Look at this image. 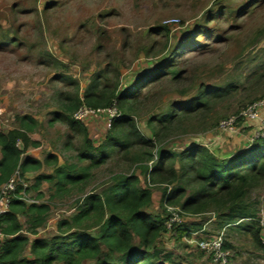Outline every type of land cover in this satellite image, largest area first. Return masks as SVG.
Masks as SVG:
<instances>
[{
  "label": "rangeland",
  "instance_id": "rangeland-1",
  "mask_svg": "<svg viewBox=\"0 0 264 264\" xmlns=\"http://www.w3.org/2000/svg\"><path fill=\"white\" fill-rule=\"evenodd\" d=\"M167 59L180 77L174 80L170 75L139 98L132 118L141 134L151 139L146 121L163 114L170 104L189 99L200 86L232 84L236 90L228 98L212 104L188 128H179L183 133H170L159 147L178 154L195 143L217 158L247 147L256 132L254 123L239 119L226 132L219 124L264 99V0H0V132L16 130V117L30 116L39 123L30 133L38 143L29 149L30 155L43 162L54 157L56 166L44 164L47 169L76 165L82 137L68 125L77 110L70 113L69 108L77 101L86 106V94H95L94 102L101 103L100 92L128 88L137 73L152 67L153 71ZM252 74L260 76L246 82ZM107 116L99 112L81 123L95 148L105 143ZM134 153L116 151L93 170L86 190L99 191L118 174L136 176L140 186L152 192L148 212L166 217L161 209L166 185L149 187L130 161ZM33 179L24 180L26 189ZM40 191L42 197L37 198L30 190L25 203L50 206L38 235L50 239L57 234V223L74 214L81 193L75 188L51 198L50 184ZM247 199L264 219V185L249 192ZM179 219L174 230L167 228L169 232L155 241V248L171 256L172 262L163 264H215L192 240L220 234L231 252L229 264H264L251 237L219 229L214 214ZM177 230L187 233L178 238ZM28 255L25 250L23 256Z\"/></svg>",
  "mask_w": 264,
  "mask_h": 264
},
{
  "label": "trees",
  "instance_id": "trees-1",
  "mask_svg": "<svg viewBox=\"0 0 264 264\" xmlns=\"http://www.w3.org/2000/svg\"><path fill=\"white\" fill-rule=\"evenodd\" d=\"M171 63L167 59L153 71L152 67L137 73L128 88L108 94L100 92L101 103L94 102L93 99L97 98L95 94L84 95L85 104L90 108L108 109L114 101L119 116L111 120L105 143L97 148L88 138L82 122L68 121L69 127L82 137L76 165L56 167L52 175H39L28 189L17 186L8 212L0 217V264L172 262L170 255L155 248V241L169 232L166 227L168 206L178 208L179 216L214 214L219 221V229L249 235L264 258L259 212L247 199L249 192L264 185V137L253 140L242 151L227 158H217L206 147L195 143L178 154L159 147L170 133H183L178 129L188 128L191 120H199L212 104L228 98L236 87L232 84L226 87L200 86L189 99L170 104L163 114L146 121L151 139L141 134L132 118L133 109L144 93L170 75L178 80L180 74L172 69ZM257 76L260 74L248 76L246 82ZM80 106L77 101L69 112L73 113ZM16 120V130L0 132V188L17 170L23 178L25 172H36L41 168L40 162L22 158L28 147L37 146L27 135L33 133L39 123L27 115L16 117ZM17 142L19 146H16ZM116 151L124 154L135 151L130 161L136 164L149 187L166 185V189H162L161 200V209L167 213L166 217L152 216L148 212L152 192L141 187L136 176L118 174L99 191L87 192L93 170L105 165ZM154 157L156 161H153ZM85 161H88L87 165H77ZM148 162H151L150 166L146 164ZM51 163L56 166L55 158L51 156L43 162L45 165ZM43 183L53 187L51 198L63 196L75 188L81 193L74 214L57 223V234L50 239L38 236L48 220L50 206L27 205L21 200L22 194L26 196L30 190L41 198ZM168 187H171L170 190H167ZM21 219H25V224ZM174 225L170 231L174 230ZM176 232L178 238L187 233L186 230ZM223 246L224 249L229 248L224 242ZM25 250H28L29 257L23 256Z\"/></svg>",
  "mask_w": 264,
  "mask_h": 264
},
{
  "label": "built area",
  "instance_id": "built-area-1",
  "mask_svg": "<svg viewBox=\"0 0 264 264\" xmlns=\"http://www.w3.org/2000/svg\"><path fill=\"white\" fill-rule=\"evenodd\" d=\"M98 111V110H97ZM91 110L90 108L81 105L72 116V119L75 122H82L89 118L92 115L98 114L102 112V114H107V125H110L111 120L117 118L119 115L114 106H111L107 110H100L99 112ZM117 113V114H116ZM116 114V115H115ZM243 120L248 122V124L254 123L256 125V132L252 139H250V143L253 140L264 137V99L258 102H255L247 107H245L242 111H240L236 117H231L225 121H222L219 124V129L223 132L228 130H232L234 124L238 120ZM20 143L17 142L16 146H19ZM17 186H22L26 189V185L24 183V179L21 178L19 171L14 172L13 176L9 179L7 183H5L0 188V217L5 215L9 210V204L12 199L13 194ZM22 201H26V196L22 194ZM177 209L167 207V212L169 213V218L166 222V227L171 228L172 224H176L180 221L179 215L177 214ZM260 226L262 227V237L261 244L264 245V219L260 218ZM223 234H220L212 239L207 240H192V243L203 253L212 258V261L215 264H229L231 258V252L229 250L224 249L223 246ZM2 237L0 231V239Z\"/></svg>",
  "mask_w": 264,
  "mask_h": 264
},
{
  "label": "crops",
  "instance_id": "crops-1",
  "mask_svg": "<svg viewBox=\"0 0 264 264\" xmlns=\"http://www.w3.org/2000/svg\"><path fill=\"white\" fill-rule=\"evenodd\" d=\"M17 128H18V127H17ZM27 136H28V138H29L31 141L35 142L33 139L30 138V134H28ZM35 143H36V142H35ZM37 147H38V143H37V146H36V147H32V146L28 147V149L26 150V152H25L24 155L22 156L23 159H24V158H25V159H26V158H30V159H32V160H36V161H38V162L41 163V168L39 169V171H36V172H32V171H30V172H25L24 175H23V179H24V180H25V179H26V180H30V179L34 178V179H33V183H34L35 177H37V176H39V175H52L54 169L56 168L55 166H53L51 169H47V168H45V166H44V164H43V161H41V159H38V158H36V157L30 155V151H29V149H30V148H37ZM244 148H245V146H243L241 149L235 151L234 153H238V152L242 151ZM226 156H227V155H226ZM0 159H1V155H0ZM45 169H46V170H45ZM43 184H46L47 187L49 186L48 183H43ZM43 184H42V186H41L40 189L43 188ZM40 192H41V191H40ZM152 200H153V196H152ZM224 229H225V228H224Z\"/></svg>",
  "mask_w": 264,
  "mask_h": 264
}]
</instances>
